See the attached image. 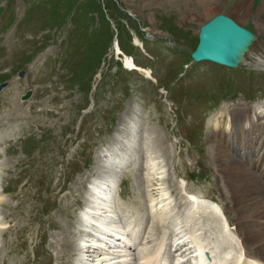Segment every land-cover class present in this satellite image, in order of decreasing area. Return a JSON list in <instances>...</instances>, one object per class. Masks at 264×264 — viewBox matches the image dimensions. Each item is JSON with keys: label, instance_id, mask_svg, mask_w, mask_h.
I'll list each match as a JSON object with an SVG mask.
<instances>
[{"label": "rangeland", "instance_id": "374dc122", "mask_svg": "<svg viewBox=\"0 0 264 264\" xmlns=\"http://www.w3.org/2000/svg\"><path fill=\"white\" fill-rule=\"evenodd\" d=\"M201 1L0 0V99L9 102L0 106V264H79L96 155L117 139L137 165L116 178L111 209L136 231L135 257L161 245L170 261L187 194L217 201L233 220L220 164L240 159L238 140L234 128L218 133L226 120L216 115L249 108L256 127L245 141L264 144V14L239 23L233 7L248 0ZM219 13L257 35L235 68L191 57L200 26ZM116 39L143 70L124 66ZM160 186L173 200L161 214L150 207Z\"/></svg>", "mask_w": 264, "mask_h": 264}, {"label": "bare ground", "instance_id": "6f19581e", "mask_svg": "<svg viewBox=\"0 0 264 264\" xmlns=\"http://www.w3.org/2000/svg\"><path fill=\"white\" fill-rule=\"evenodd\" d=\"M201 3L205 4L204 7L207 9L217 4L218 0H202ZM210 11L208 14L214 12ZM260 14H264V0L257 6L255 13L251 12L250 0L240 1L233 7V16L239 23L250 15L259 17ZM135 41L139 43L137 39ZM114 50L118 55L122 54L117 40L114 42ZM122 55L126 67L143 70L135 63L133 57ZM260 65L264 63L260 62ZM146 73L149 75L148 70ZM8 104L9 102L5 99H0V106ZM249 113V108H246L232 115L222 111L218 116L216 115L217 119L225 118L226 120L225 127L220 124L215 126L218 133L222 135L230 133L234 128L233 134L238 140L232 150L240 159L230 162L221 160L220 164L231 184V203L236 212L233 220L227 216L225 208L217 201L187 194L179 202V204L187 203V205L181 218L176 221V225L179 224L175 226L176 233L175 230L172 232L171 245L174 247L172 249L174 255L170 261L160 257L161 245L154 253H144L141 257H135V253L130 252L135 246V236L132 230L129 232L130 224H118L115 219L116 214L111 207L114 201L111 191L120 184L121 179L117 184L116 178L121 174V167L126 166L124 158L128 154L125 149L120 150L123 156L120 157L119 164L114 162L116 155L109 150V147L114 144L112 141L106 143L96 155L92 169L96 175L86 190L91 199L79 214L81 237L75 256L76 261L78 260L79 264H264V144L252 142L247 144L245 141L247 133L256 127ZM117 137L116 134L115 138ZM252 151L257 152V155L252 157ZM154 168L152 163L150 169ZM157 173L161 172L154 173L159 176ZM146 175L147 181L152 183L155 177L150 176L149 173ZM158 189L159 195L156 199H152L154 203L150 207L161 214L170 209L173 200L167 189L161 186ZM159 216L162 217V215ZM1 225L2 222H0ZM146 234L147 245L152 235L150 230ZM138 243L140 244L141 241Z\"/></svg>", "mask_w": 264, "mask_h": 264}, {"label": "water", "instance_id": "95a60500", "mask_svg": "<svg viewBox=\"0 0 264 264\" xmlns=\"http://www.w3.org/2000/svg\"><path fill=\"white\" fill-rule=\"evenodd\" d=\"M256 39L254 32L232 17L219 13L200 26L198 43L191 57L195 61L208 60L235 68L241 64L244 54Z\"/></svg>", "mask_w": 264, "mask_h": 264}]
</instances>
